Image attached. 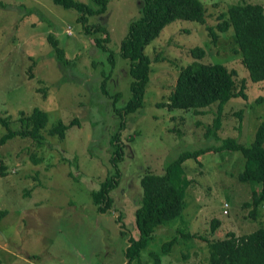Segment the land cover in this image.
Instances as JSON below:
<instances>
[{
  "label": "rangeland",
  "instance_id": "1",
  "mask_svg": "<svg viewBox=\"0 0 264 264\" xmlns=\"http://www.w3.org/2000/svg\"><path fill=\"white\" fill-rule=\"evenodd\" d=\"M79 1L99 7L92 0ZM201 1L206 24L177 19L143 50L151 61L141 107L123 115L124 125L118 129L116 109L129 97L127 64L119 57V43L138 16L141 0H108L106 12L88 20L107 28L113 69L108 55L84 34L74 9L51 0H0V116L7 115L11 130L18 131L23 129L20 109H44L48 119L43 134L56 119L68 123L77 117L79 123L68 128L62 140L46 132L43 146L16 136L1 147L0 209L7 214L0 221V264H123L127 238H137L134 209L140 203L138 180L144 171L163 173L182 152L217 145L227 136L251 145L264 115V103L255 104L258 96H264V80L251 82L231 32L218 34L213 42L206 26L221 20L218 16L232 4L264 8V0ZM49 36L65 51L68 65L56 61ZM193 47L205 50L203 62L235 70L237 87L246 79L247 98H231L223 106L219 140L205 133L217 103L172 111L156 105L166 101L179 67L192 60L188 50ZM102 72L109 78L104 86L107 94L101 88ZM39 85L47 88L45 97L37 92ZM118 92L114 105L112 95ZM4 133L0 123V136ZM115 133L118 139L113 145ZM116 145L120 158L112 163ZM183 167L190 179L183 211L154 231L140 254L144 264H153L148 253H159L174 236L177 243L165 255L157 254L160 264H209L205 239H223L227 233L240 237L264 228V206L256 218L249 215L251 207H242L254 185L238 180L243 168L240 153L206 152L197 161L186 159ZM115 174L118 185L109 193L112 204L100 213L91 191ZM214 221L218 224L212 234ZM181 233L194 238L183 239Z\"/></svg>",
  "mask_w": 264,
  "mask_h": 264
},
{
  "label": "trees",
  "instance_id": "2",
  "mask_svg": "<svg viewBox=\"0 0 264 264\" xmlns=\"http://www.w3.org/2000/svg\"><path fill=\"white\" fill-rule=\"evenodd\" d=\"M51 1L66 9L72 8L78 13L76 21L81 24L84 34L92 36L94 45L108 55L107 61L110 68L113 69L115 60L108 46L111 40L107 28L100 23L90 24L88 22L90 17L99 16L106 12L108 0H92L99 6L98 8H91L79 0ZM177 19L204 25L206 24V7L201 0H141L138 16L129 22L126 35L119 43V57L127 64L129 97L122 106L116 109L120 117L118 129L124 125L123 115L141 107L151 61L144 55L143 50L160 35L167 24ZM218 19L221 20L215 25L206 26V31L211 40L214 42L218 34L223 35L231 32L238 48L237 54L240 62L247 70L251 82L263 81V6L242 2L232 4L218 16ZM98 34H102V37H99ZM48 40L54 51L56 61L64 66L68 65L70 62L66 58L65 51L58 46L53 37L49 36ZM188 55L192 60L179 67L175 84L166 101L156 105L172 111L173 109L197 110L217 103V112L213 118L212 126H207L205 133L206 135H214L219 140L217 132L222 126L223 106L231 98H247L244 91L247 86L246 79L242 78L240 87H237L234 78L237 72L228 69L222 63L203 62L201 59L205 57L206 52L200 47L189 49ZM153 60L157 61L158 58ZM29 70L31 72L32 66ZM102 74L101 88L107 94L104 86L109 78L103 72ZM38 82L42 83L41 81ZM46 90L45 86L39 85L37 87V92L44 93L43 97H45ZM118 99L119 92L112 95L114 105ZM263 103L264 96L261 95L255 99V104ZM243 111L241 108L237 113L241 115ZM18 118L23 124V129L14 131L8 125L9 117L7 115L0 116V123L5 129V133L0 136V155L1 147L10 138L16 136L29 138L37 146H43L46 132L48 135H55L62 140L65 138L68 128L79 124L77 117H73L68 123H64L62 119H56L51 127L45 129V134H43L42 130L47 123L48 111L38 107L32 108L29 112L20 109ZM116 139H118V133L113 134L111 138L113 145ZM225 150L238 152L243 158V168L238 173V180L248 182L254 187L251 189L249 202H243L242 207H251L249 215L256 218L264 206V115L259 121L253 141L248 147L239 144L236 138L227 136L220 139V143L217 145L182 152L166 164L163 173L144 171L139 176L138 184L141 189V198L139 205L134 209L137 238H127L123 264H144L142 259L140 260V254L153 239L154 231L158 227L176 220L181 215L185 205V192L190 184V179L184 173V161L189 158L197 161L206 152L216 153ZM114 156L111 158L112 163L120 158L119 145H116ZM0 165V173H3L4 166H2L1 161ZM117 185L118 175L115 174L106 177L100 183L99 189L91 191L93 203L100 213L105 212L112 204L109 193ZM6 214L7 210L0 209V221ZM217 224V221L212 222L210 231L212 234ZM180 236L183 239L194 238L187 233H181ZM177 241V237L174 236L173 239L162 245L159 253L149 252L148 255L153 259L152 263L160 264L161 259L157 254L165 255ZM204 241L208 246L209 264H264V228H259L240 237H236L233 233H227L223 239H205Z\"/></svg>",
  "mask_w": 264,
  "mask_h": 264
},
{
  "label": "built area",
  "instance_id": "3",
  "mask_svg": "<svg viewBox=\"0 0 264 264\" xmlns=\"http://www.w3.org/2000/svg\"><path fill=\"white\" fill-rule=\"evenodd\" d=\"M227 206H228V204H227V203H225V204H224V207H227ZM224 212L226 213V210H224Z\"/></svg>",
  "mask_w": 264,
  "mask_h": 264
}]
</instances>
